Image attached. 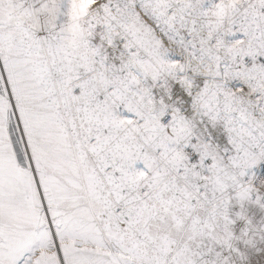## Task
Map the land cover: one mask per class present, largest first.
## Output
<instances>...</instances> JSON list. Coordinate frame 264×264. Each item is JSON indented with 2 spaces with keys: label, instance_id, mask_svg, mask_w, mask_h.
<instances>
[{
  "label": "snow or ice",
  "instance_id": "1",
  "mask_svg": "<svg viewBox=\"0 0 264 264\" xmlns=\"http://www.w3.org/2000/svg\"><path fill=\"white\" fill-rule=\"evenodd\" d=\"M0 264H264V0H0Z\"/></svg>",
  "mask_w": 264,
  "mask_h": 264
}]
</instances>
